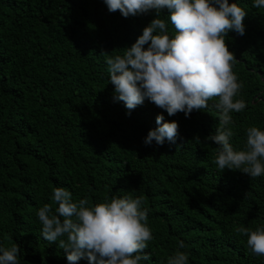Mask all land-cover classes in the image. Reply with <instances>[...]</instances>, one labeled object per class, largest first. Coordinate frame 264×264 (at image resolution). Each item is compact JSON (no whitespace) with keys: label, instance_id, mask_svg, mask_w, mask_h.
Masks as SVG:
<instances>
[{"label":"trees","instance_id":"1","mask_svg":"<svg viewBox=\"0 0 264 264\" xmlns=\"http://www.w3.org/2000/svg\"><path fill=\"white\" fill-rule=\"evenodd\" d=\"M253 2L229 0L247 12L245 34L225 38L242 84L236 99L247 105L227 126L236 151L246 148L247 128L264 131V8ZM168 15L159 18L174 37ZM154 18L109 13L103 0H0V248L16 243L19 264H68L36 215L57 207L56 187L89 206L143 197L154 238L141 264H167L177 251L188 264H264L237 231L264 227V175L214 164L218 145L205 138L219 126L217 99L186 117L147 99L129 114L114 98L101 52L122 56ZM158 115L178 123L175 144L144 143Z\"/></svg>","mask_w":264,"mask_h":264},{"label":"clouds","instance_id":"2","mask_svg":"<svg viewBox=\"0 0 264 264\" xmlns=\"http://www.w3.org/2000/svg\"><path fill=\"white\" fill-rule=\"evenodd\" d=\"M109 13L119 11L124 18L155 12L136 42L124 54L106 57L114 86V98L124 103L129 114L147 99L156 107L174 116L183 112L208 108L217 99L219 126L205 139L217 147L214 164L218 170L240 171L251 178L264 175V131L246 129V148L236 151L230 144L232 112H241L247 105L236 99L242 88L233 72L236 58L229 51L226 37L230 31L245 34L243 24L247 12L229 0H103ZM253 7L264 8V0H254ZM167 9L175 36L168 34L167 23L160 19ZM145 45L147 48L145 49ZM157 128L144 140L163 145L175 144L179 125L156 117ZM196 140H199L197 137ZM52 204L39 208L36 215L42 224L41 235L57 242L66 253L68 264L87 258L89 264H141L150 254H143L153 240L147 226L148 210L142 208L143 197H113L110 201L89 206L88 199L73 202L71 192L63 187L53 189ZM247 236V247L257 257L264 256V227L252 231L237 229ZM66 237V239H60ZM184 243L179 242V248ZM21 249L14 243L0 248V264H19ZM167 264H188V255L177 251Z\"/></svg>","mask_w":264,"mask_h":264}]
</instances>
